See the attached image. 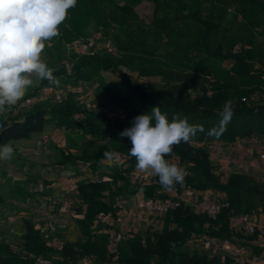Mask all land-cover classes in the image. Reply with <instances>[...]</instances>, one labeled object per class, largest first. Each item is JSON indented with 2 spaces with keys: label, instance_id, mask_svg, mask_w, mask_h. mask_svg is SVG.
<instances>
[{
  "label": "trees",
  "instance_id": "obj_1",
  "mask_svg": "<svg viewBox=\"0 0 264 264\" xmlns=\"http://www.w3.org/2000/svg\"><path fill=\"white\" fill-rule=\"evenodd\" d=\"M142 1L153 5L149 23L136 10ZM232 9L233 18L238 20L237 32L224 21ZM90 25L111 39L118 55H79L72 57L67 68L62 58L64 41L85 35ZM259 28L264 40V0H78L60 25L61 35L52 39V47H46L51 55L47 64L59 81L71 85L83 80L96 82V89L110 94L129 117L159 106L169 120L179 114L203 126L191 144L175 146L166 159L177 157L178 165L187 172L184 185L175 187L189 185L198 191L223 192L226 205L213 218L180 203L165 213L158 230L137 231L119 242L122 263L230 264L229 259L222 263L216 255L189 250L185 242L192 233L200 232L240 239L242 234L230 226L233 217L264 212V182L241 172L221 177L210 160L215 142L264 139V42L258 46L254 41ZM255 63H259L256 68ZM103 72L115 74L116 79L105 81ZM147 76H159L161 83L146 84L141 78ZM47 84V80L36 83L22 100L36 96ZM229 100L233 115L226 131L218 138L208 135L210 129L218 127V113ZM8 112L0 115V145L30 138L50 125L80 129L89 136L75 151L70 146L60 147L56 164L87 163L96 172L105 151L124 153L128 158L122 168L97 171L96 179L76 182L81 204L76 209L79 234L74 242L65 241L60 249L49 246L34 223L25 219L18 245L0 240V264H36L28 254L49 258L53 264H75L82 255L92 257L95 264L107 261L109 227L104 220L95 222V216L113 213L117 199H127L139 190L152 196L161 187L159 179L133 185L124 174L136 164L129 155L130 140L119 135L130 126H111L105 115L71 98L35 101L17 115Z\"/></svg>",
  "mask_w": 264,
  "mask_h": 264
},
{
  "label": "rangeland",
  "instance_id": "obj_2",
  "mask_svg": "<svg viewBox=\"0 0 264 264\" xmlns=\"http://www.w3.org/2000/svg\"><path fill=\"white\" fill-rule=\"evenodd\" d=\"M152 9L153 5L148 1H142L136 6V10L145 23L150 22ZM232 12L233 9L226 14L224 21L231 26L233 32H237L238 20L233 18ZM90 26L85 35H80L76 38H93L96 41L95 48L86 54H80L68 48V44L76 38L64 41V56L62 58L66 67H71L70 60L72 57L79 55H93L97 52L118 55V51L111 39L94 26ZM260 30L261 28L257 30V35L254 38L258 46H261L262 42H264L259 33ZM107 40L112 44V51L106 50L103 46ZM54 42V40L50 44L46 42V47H52ZM46 47L42 58L47 63L51 55ZM258 64L255 63L254 67L256 68ZM102 75L105 81L110 83L116 79L113 73L103 72ZM141 80L146 84L158 85L161 83L159 76H147L141 78ZM96 84V82L85 80L77 81L72 85L60 81L59 86H56V88L63 92V97L60 101L71 98L75 103L81 105L85 104V100L103 103L111 109L120 107L110 94H105L103 91L96 89ZM35 85L36 83H34ZM71 89H76V91L71 92ZM27 99H30V101L28 102ZM46 99L60 102L49 95L41 99L32 96L21 100L9 110L12 111L13 115H17L19 111L28 108L33 102ZM8 111L4 114H8ZM132 119L126 116L124 119L117 118L109 121L111 126L126 127L131 126ZM86 137L89 136L81 133L80 129H57L53 126L45 125L41 132L32 134L30 138L12 142L10 145L13 148L12 158L10 160H0L1 241L18 245L21 237L17 233L16 226L21 224V222L23 223L25 219L32 221L37 230L43 228L49 237H58L63 241L70 242L76 240L79 232L75 217L80 216L76 213V209L81 204L76 196V182L80 179H96L97 171V173L106 172L114 167L106 158L102 159V164H99L96 172L90 170L87 163L79 162L75 165L70 163L56 164L55 161L58 158V149L60 147L66 149V147L70 146L72 151H75L76 146L80 145ZM261 153H264V139H258L257 142H247L240 149L235 148L231 144L226 146L216 145L215 149L210 151V160L214 163V171L221 177H225L231 169L230 166L223 168L222 171L218 169L221 166L218 158L226 156L231 162L234 161L236 163L235 169L245 170L264 182V158L260 157ZM131 199L133 200L132 197ZM234 222L238 223L237 220ZM44 235H42L43 238H45ZM196 247L197 249L195 248V250L200 254L208 252V249L205 251L199 245ZM189 250H192V248H189Z\"/></svg>",
  "mask_w": 264,
  "mask_h": 264
},
{
  "label": "clouds",
  "instance_id": "obj_3",
  "mask_svg": "<svg viewBox=\"0 0 264 264\" xmlns=\"http://www.w3.org/2000/svg\"><path fill=\"white\" fill-rule=\"evenodd\" d=\"M78 0H0V114L17 105L34 83L47 80L59 86L53 69L42 58L46 42L59 37L60 25L68 18L70 9ZM65 27L67 25L65 24ZM35 77V79H33ZM218 127L208 135L217 138L226 131L233 115L232 101H227L218 113ZM203 126L192 124L187 117L173 114L169 120L159 106L150 112L133 117L131 126L125 128L120 137L131 142L129 155L136 160V169L159 178L164 190L183 186L186 170L166 159L175 146L191 144ZM13 148L0 145V160H10ZM116 154L105 151L103 157L112 160Z\"/></svg>",
  "mask_w": 264,
  "mask_h": 264
},
{
  "label": "built area",
  "instance_id": "obj_4",
  "mask_svg": "<svg viewBox=\"0 0 264 264\" xmlns=\"http://www.w3.org/2000/svg\"><path fill=\"white\" fill-rule=\"evenodd\" d=\"M96 46V41L93 38H77L68 44L70 50L86 54L93 50ZM104 48L106 50H113L112 44L109 40L105 41ZM68 68V67H67ZM76 89H71L75 92ZM52 96L57 101L63 97V92L56 88L55 85L47 84L36 95L37 99L44 96ZM245 99V98H243ZM88 100V99H87ZM29 102L30 99H27ZM85 107L105 115L110 121L115 119H124L127 111L123 107L111 109L100 102L85 101ZM257 142L256 137L248 139L237 138L231 145L240 149L247 142ZM199 145L209 147V144L199 142ZM116 155L109 162L115 167L122 168L125 166L128 156L124 153H115ZM264 158V153L260 154ZM172 163L179 164L178 159L172 156L169 159ZM136 165V164H135ZM132 167L124 174L129 178L130 183L133 185L147 184L156 179L157 176L151 173L140 172L136 167ZM132 202L127 199H117L114 202L115 211L108 213H99L95 216V222L105 221L109 227V237L107 243L108 260L98 264H124L119 260L118 244L120 241L129 237L134 232H144L147 230H158L161 225L165 213L178 206L180 203L188 205L192 211L204 213L209 217H215L220 209L226 205L223 198L217 196L215 191L211 189H204L198 191L192 186L186 185L183 188L175 187L174 190H164L162 187L158 188L154 195L147 196L141 190L137 191L134 195ZM130 197V198H131ZM238 218L239 226L235 229L234 222L230 226L236 232L242 234L240 239L230 240L221 239L211 236L207 233H192L185 242V247L197 249L199 245L207 255H216L219 260L224 263L227 259L230 264H264V212L257 211L251 214H241L233 219ZM40 233L44 235L47 245L55 246L60 249L65 241L58 237H49L43 228H40ZM252 241L258 251L254 252L250 246V252L246 253L244 244ZM251 243V242H250ZM13 244V243H12ZM29 257L35 260L36 264H53L52 260L44 257H36L28 254ZM75 264H95L94 259L88 255H82L78 258Z\"/></svg>",
  "mask_w": 264,
  "mask_h": 264
},
{
  "label": "crops",
  "instance_id": "obj_5",
  "mask_svg": "<svg viewBox=\"0 0 264 264\" xmlns=\"http://www.w3.org/2000/svg\"><path fill=\"white\" fill-rule=\"evenodd\" d=\"M216 145H229V144H226V143H222V142H215L212 146H211V148H210V151H211V149H215V146ZM221 149V148H220ZM224 156V155H223ZM218 161L221 163V166H219V170L220 171H222V169L223 168H225V167H228V166H230V170H229V172H241V173H248V174H251V173H249V172H246L245 170H242V169H235V165H236V163H234V161H230L226 156H224V157H221L220 156V158H218ZM213 163V162H212ZM214 164V163H213ZM215 169H217V167H215ZM228 172V173H229ZM253 175V174H252ZM255 177V176H254ZM256 178H258V177H256ZM215 194H217V196H219V197H221V198H224V193L223 192H217V191H215ZM129 202H132L133 200L129 197ZM235 220H237L238 221V218H235V219H233L232 221L234 222ZM9 224H11V223H9ZM160 225H161V223H159ZM236 223L234 222V225H235ZM12 225V224H11ZM14 226H15V224H14ZM238 226H239V222L235 225V229H238ZM11 228H13V227H11ZM16 230H17V233H18V235L21 237V235H22V233H23V224H22V222H21V224H19V225H17L16 226ZM70 242V241H69ZM251 242V243H250ZM246 244H244L245 245V247H246V250H245V252L246 253H249L250 252V246H252V250L254 251V252H256V251H258L257 250V248L253 245L254 243L252 242V241H249V244L247 243V242H245Z\"/></svg>",
  "mask_w": 264,
  "mask_h": 264
}]
</instances>
